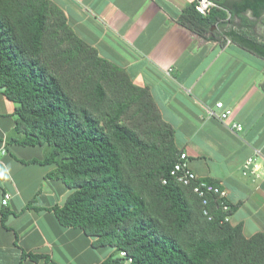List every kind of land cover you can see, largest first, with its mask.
Wrapping results in <instances>:
<instances>
[{"label": "trees", "instance_id": "obj_1", "mask_svg": "<svg viewBox=\"0 0 264 264\" xmlns=\"http://www.w3.org/2000/svg\"><path fill=\"white\" fill-rule=\"evenodd\" d=\"M215 1L206 15L186 4L179 22L264 58V41L246 31L245 16L262 18L264 0ZM235 17L246 22L239 29ZM0 91L17 104L21 137L13 141L52 148L27 163L55 164L70 189L51 208L61 225L82 229L95 248L119 252L99 264H264V233L246 237L241 223L226 220L237 206L225 211L216 195L205 206L171 174L181 151L150 89L103 57L54 0H0ZM0 214L5 226L8 212ZM22 254V264H56L46 254Z\"/></svg>", "mask_w": 264, "mask_h": 264}, {"label": "crops", "instance_id": "obj_2", "mask_svg": "<svg viewBox=\"0 0 264 264\" xmlns=\"http://www.w3.org/2000/svg\"><path fill=\"white\" fill-rule=\"evenodd\" d=\"M54 1L103 57L150 89L189 166L200 178L219 181L237 206L230 222L241 223L246 237L264 233V58L183 26L179 18L190 0ZM219 101L234 110L242 131L208 116L206 109L218 111ZM16 107L0 91V209L8 212L5 226L0 214V264H22L23 251L46 254L56 264H99L119 256L110 246L95 248L82 229L61 225L51 208L63 204L70 189L54 173L55 164L27 163L44 160L52 148L13 141L21 137ZM24 263L48 264L44 258Z\"/></svg>", "mask_w": 264, "mask_h": 264}, {"label": "built area", "instance_id": "obj_3", "mask_svg": "<svg viewBox=\"0 0 264 264\" xmlns=\"http://www.w3.org/2000/svg\"><path fill=\"white\" fill-rule=\"evenodd\" d=\"M191 2L196 3V9L206 15L210 12L212 7L218 6L215 0H190ZM231 40L229 39L228 42ZM218 111L214 108H207V114L210 117H216L221 120L226 126L232 130L242 131L244 126L242 123L233 120L234 110L231 108L225 107L223 101H219L216 104ZM186 152H181L178 161L174 164V167L171 171V174L179 181L180 183L191 186L193 191L197 193L200 197L203 198V203L205 206L209 203V196L216 195L218 199L222 201V207L225 211L230 209V203L227 201V192L220 184H215L209 181H206L198 176L189 166V159ZM253 162V159L250 158L245 166L248 167L249 164ZM10 198L9 194H6L2 199V203L6 205ZM204 214L208 215L209 219L212 218L209 215V210L207 207L204 208ZM226 220H230L229 217H226ZM122 256H126L125 251L121 252ZM131 261V258H129Z\"/></svg>", "mask_w": 264, "mask_h": 264}, {"label": "rangeland", "instance_id": "obj_4", "mask_svg": "<svg viewBox=\"0 0 264 264\" xmlns=\"http://www.w3.org/2000/svg\"><path fill=\"white\" fill-rule=\"evenodd\" d=\"M245 16L249 19L248 24L250 25L246 31L256 36L261 41H264V15L262 18L256 19L252 16L251 12H248ZM244 23L246 22L243 19L235 17L233 20V24L235 26H232L236 29H239L240 25Z\"/></svg>", "mask_w": 264, "mask_h": 264}]
</instances>
